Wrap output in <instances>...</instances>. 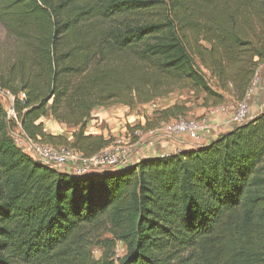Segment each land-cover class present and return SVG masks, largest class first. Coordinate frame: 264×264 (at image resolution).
<instances>
[{"label": "trees", "instance_id": "1", "mask_svg": "<svg viewBox=\"0 0 264 264\" xmlns=\"http://www.w3.org/2000/svg\"><path fill=\"white\" fill-rule=\"evenodd\" d=\"M0 22L16 43L0 88L22 129L86 156L114 140L88 133L100 108L185 88L210 107L240 101L264 63V0H0ZM6 110L0 98V264H264V113L202 146L75 175L19 148Z\"/></svg>", "mask_w": 264, "mask_h": 264}, {"label": "built area", "instance_id": "2", "mask_svg": "<svg viewBox=\"0 0 264 264\" xmlns=\"http://www.w3.org/2000/svg\"><path fill=\"white\" fill-rule=\"evenodd\" d=\"M251 90V88L248 89L245 97L237 103V106L232 112L224 105L218 106V111L226 114V124L229 126L231 124L241 125L250 119L248 100L251 96ZM20 97L21 99L24 98L25 94H20ZM14 103L15 97L11 94L10 104L6 110V117L10 123L11 136L19 148L40 163L62 172L85 175L106 169H117L132 162L133 146L126 139L116 138L109 146L90 156L84 155L81 151L73 147L65 145L54 146L49 143L37 141L27 135L22 129ZM261 112L264 113V103ZM207 125L208 118L206 116L191 118L179 116L178 118L161 122V128L165 133L170 135H185L194 141L199 140V132L205 129ZM131 134L132 138L139 136L141 130L134 128Z\"/></svg>", "mask_w": 264, "mask_h": 264}, {"label": "crops", "instance_id": "3", "mask_svg": "<svg viewBox=\"0 0 264 264\" xmlns=\"http://www.w3.org/2000/svg\"><path fill=\"white\" fill-rule=\"evenodd\" d=\"M264 64L260 66L262 71L261 79L256 83L257 93L255 98L250 104V119L254 118L257 114L261 113L264 100ZM259 97V98H258ZM263 98V99H262ZM192 108H187L184 111L183 117H200L206 116L208 118V125L205 129L201 130L199 140L189 139L185 135H170L165 133L161 128L162 121H169L174 119L171 117L168 120H159L158 114L153 116L149 114H139L138 110L141 108H112L103 107L100 108L94 115V119L91 121L88 127V133L93 134H105L109 135L108 131L102 130V124L108 122L110 124L111 133L120 138L126 139L132 143V162H138L144 157L166 155L170 153H176L181 150L194 148L210 143L219 134L232 130L237 125L226 124V114L218 111V106L215 107H200L197 108L194 101L185 103ZM233 106H231L232 108ZM163 109V108H157ZM229 111H233L229 109ZM154 117H157L154 119ZM133 125H141V134L139 136L131 137L132 130L129 127ZM227 127V128H226ZM107 128V127H106ZM46 129L47 126H46ZM131 131V132H130ZM56 134L54 132H50ZM116 133V134H114ZM110 136V135H109Z\"/></svg>", "mask_w": 264, "mask_h": 264}, {"label": "rangeland", "instance_id": "4", "mask_svg": "<svg viewBox=\"0 0 264 264\" xmlns=\"http://www.w3.org/2000/svg\"><path fill=\"white\" fill-rule=\"evenodd\" d=\"M15 44H16L15 40L13 38L9 37L6 28L0 22V81H1L2 74H4L6 72L8 63L11 60ZM262 70H263V68H262ZM261 76H262V71L259 69V72L257 73L255 80L250 87L252 90H251V94H250L251 96L248 100L249 106L252 103V100L255 98V95L257 93L256 83L259 82V79H261ZM209 81L213 86L216 85V82L213 78L209 77ZM205 96H206L205 92L198 93V92H195L189 88H185V89H177L174 92H172L171 94L164 96V97L157 98L155 101L150 102V103L136 104L134 107L126 106V105H123L120 103H114L107 108H110V109L112 108V110H114L115 108H141L138 110L139 114H146V115L149 114V115L153 116L154 112L157 108H165V107H168L170 105H173L174 103L184 104L187 102L194 101V104L197 108L210 107V106L205 105V102H204ZM0 98H1L5 108L8 109V106L10 104L11 93L7 90H3L0 88ZM238 102L239 101L236 100V97L233 93H226L225 94V101L220 105H224V106H226V108L234 110L235 107L237 106ZM263 103H264V100L262 101L261 104H263ZM210 105H212V104H210ZM187 106H188L187 108H192L190 105H187ZM231 106H233V107L231 108ZM212 107H215V106H212ZM174 113H175V115L178 113L177 116L180 115L179 114L180 112H174ZM156 118L157 117H154V119H156ZM42 121L45 123V125L48 128V129H46L47 132H54L58 135H62L64 137H66V138L71 137V134L73 132L72 127L65 125V124H62L60 122H57V121L53 120L52 118H43ZM91 125H92V123H91ZM228 127H231V125ZM138 128L141 130L143 127L141 125H138ZM101 129L105 130V131L107 130L108 134L110 136H113L114 139L120 138V136H121V133H119L120 135H118V137L114 136L111 133L110 124L108 122H104L102 124ZM114 134H116V133H114ZM61 142H63V141H61ZM59 145H61V144H59ZM93 252H94V255L96 258H99L102 254V250L100 248H97V247L94 248ZM125 253H126V245L123 242L118 241L116 244V247L114 249L115 258L122 257Z\"/></svg>", "mask_w": 264, "mask_h": 264}]
</instances>
